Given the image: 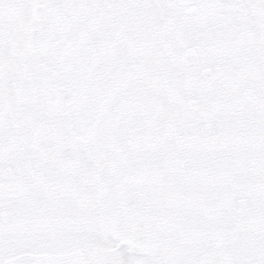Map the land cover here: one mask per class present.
I'll return each mask as SVG.
<instances>
[{"label":"snow or ice","instance_id":"1","mask_svg":"<svg viewBox=\"0 0 264 264\" xmlns=\"http://www.w3.org/2000/svg\"><path fill=\"white\" fill-rule=\"evenodd\" d=\"M0 264H264V0H0Z\"/></svg>","mask_w":264,"mask_h":264}]
</instances>
